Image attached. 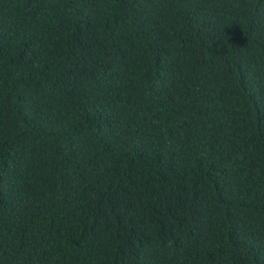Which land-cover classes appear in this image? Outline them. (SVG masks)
<instances>
[{"label": "trees", "instance_id": "1", "mask_svg": "<svg viewBox=\"0 0 264 264\" xmlns=\"http://www.w3.org/2000/svg\"><path fill=\"white\" fill-rule=\"evenodd\" d=\"M0 264H264V0H0Z\"/></svg>", "mask_w": 264, "mask_h": 264}]
</instances>
